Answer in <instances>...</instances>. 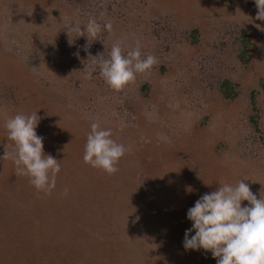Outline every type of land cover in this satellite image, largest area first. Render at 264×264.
I'll list each match as a JSON object with an SVG mask.
<instances>
[{"label": "rangeland", "instance_id": "rangeland-1", "mask_svg": "<svg viewBox=\"0 0 264 264\" xmlns=\"http://www.w3.org/2000/svg\"><path fill=\"white\" fill-rule=\"evenodd\" d=\"M57 1L60 0L46 3L45 0H0V20L3 21L0 25V137L6 136V118L37 112L40 117L37 135L44 136V148L48 139L58 141L50 147L52 156L61 163L51 195L37 194L28 178L25 185L26 196L40 198L52 220H43V224L37 218L23 219L17 229L23 236L26 233L32 237L71 235L79 241L78 246L85 244V240L99 241L102 246L112 244V254L122 260L120 264H216L213 262H217L216 259L203 249L193 250L199 254L196 256L191 250L181 249L178 243L184 238L168 237L166 227L185 233L191 229L188 210L205 193L217 190L222 182L235 185L243 179L259 198L264 184V151L250 148L245 125L247 100L242 98H247L252 89L258 90V103L264 110V31L261 30L264 21L255 19L257 10L250 9L246 0H110L113 2L110 8L102 0H75L79 9L63 3L61 7L56 6ZM120 1L124 2L121 6ZM125 5L129 6L127 10ZM26 7L35 12L51 7L49 12H42L44 18L50 17L51 21L60 16L69 20L72 14L81 25L90 17L101 24L110 21L118 33L117 41L122 40L125 55L139 41L143 56L151 54L157 59L153 68L138 74L135 81H149L152 91L149 102L137 113L132 98L134 88L138 87L134 81L117 92L109 88L98 69L91 79H86L83 70L92 68L88 57V65H84L60 53L62 27L57 28L59 32L42 28L47 40L33 37L37 44L41 43L34 46L33 42L35 51L31 50L34 49L31 41L23 42L21 48L35 55L33 59L26 57L28 63L16 57L18 50L11 53L14 43L5 41L4 34L14 29L10 26H16L12 25L16 20L12 21L11 17L23 14L20 9ZM25 14L21 21L38 29V25L32 26L30 13ZM110 14L113 18L118 14L128 18L116 22L111 17L107 19ZM46 22L42 21V27H46ZM192 30L199 33V42L195 45L187 39ZM111 33L103 35L102 42L106 41L101 43L99 54L111 47L107 40L112 37ZM243 33L252 44L248 69L239 67L235 59V43ZM38 47H45L48 55L40 54ZM159 66L166 68L164 75L160 74ZM224 78L238 83L241 91L238 101L225 104L217 98L214 89ZM129 108L135 115L132 111L129 114ZM126 114L130 115L129 120L125 119ZM92 122L111 129L112 139L127 149L117 167L126 169L128 175L112 181L113 185L119 184L114 190L119 200L112 192L110 198L100 204H105L104 209L109 211L115 204L124 208L125 217L120 218L118 227L116 221L105 224L100 220L104 209L96 199L83 203L76 191L84 172L99 174L98 169L90 165L89 169L80 161ZM134 143L150 148L141 152L136 146L134 152L131 147ZM217 146L220 147L218 155H213ZM174 155H185L186 160L182 162L181 157L176 156L178 161ZM9 162L2 164L3 172ZM177 162L182 165L177 166ZM194 167L201 173L197 174ZM83 181L86 186L90 185L88 178ZM137 187L134 198H128V189ZM65 188L67 195H64ZM84 194L89 196V192ZM242 206H248V202L244 201ZM130 223L132 227L128 226ZM96 224L103 227L95 229ZM160 226L165 227L161 230ZM117 236L122 239V248L116 245ZM133 237L136 239L131 241ZM84 244L88 256L93 254L95 259L100 254V249L91 251V247ZM81 256L79 254L78 259ZM126 256L130 260H126ZM154 257L158 260L152 261ZM79 261L75 264H84L83 260Z\"/></svg>", "mask_w": 264, "mask_h": 264}, {"label": "trees", "instance_id": "trees-1", "mask_svg": "<svg viewBox=\"0 0 264 264\" xmlns=\"http://www.w3.org/2000/svg\"><path fill=\"white\" fill-rule=\"evenodd\" d=\"M46 1L47 0H45L44 3H46ZM102 1H103V4L107 6V8H110L113 4V2L110 0H102ZM62 3L67 6L69 5V7H73V9H79L75 0H60V1H57L55 5L61 7ZM123 3L124 2L120 1V4L118 5L121 6ZM246 3L250 9L257 10L254 0H246ZM128 7L129 6L125 5V10H127ZM34 8H39V7L34 6ZM50 8L51 7H49V9ZM135 8L137 9L138 6L135 5ZM49 9H44L42 12L47 13L50 11ZM84 10L88 11V9H82V11ZM20 12H24V13L21 15L17 13V15L19 16L11 17L12 21L16 20V22H13V23L11 22L12 25L16 24V26L15 25L10 26L11 28L14 27V29H12V31L9 34H4V35L6 36L5 41H13L14 43L15 47H11L12 49L11 53H15V49L18 50L17 51L18 55H16V57L17 56L21 57L22 61L24 62L28 63V59L30 58L33 59L35 55L31 52L28 53L27 52L29 51L28 49L21 48V46L23 45V42L31 41L32 46H33V42H34V46H36L37 41H34L33 37L35 39L37 38L41 39V41H46L47 40L46 34L42 35V31H43L42 28L45 30L52 28L54 31L59 32L60 29L58 30L57 28L62 27L63 36L61 38L62 42L60 43L61 55L64 58H69L72 61L76 60V61L83 62L85 63L84 65H88L86 62V58L88 57V52H90L92 56H97L99 54L98 49H100V47L102 46L101 43L106 41L105 39H103L104 41L102 42V38H104L103 36L104 34L108 33L107 31L102 33L99 40L93 41L92 45L88 48V52H86L84 50V46L88 43L86 37L75 38V34H73L74 42L72 46H69V43H68L69 37L66 34V31L64 30L65 24L63 23L62 16L51 21L50 17L44 18V15L41 11L35 12L33 8L31 7H26V9L21 8ZM25 13H30L28 15L29 20L33 21L32 26L35 27L36 25H38L39 26L38 29H35V28L33 29V27L26 25L25 22L21 21L23 20L24 16H26ZM111 15L112 14H110L107 19H110ZM75 17L76 15L72 14L69 20L64 19V18L63 19L65 22L78 21ZM124 18L127 19L128 17L122 14H118V16L115 18L111 17V19H114L116 22ZM44 19L47 20L46 27H42L41 25L43 24L42 21ZM86 23L87 21H84L81 26L83 27L84 24ZM2 24H3V21L0 20V25ZM31 29L34 31H32ZM82 30L84 29L82 28ZM111 35L112 37L108 39L106 38V39L108 40V44L112 46V44L117 41L118 33L117 31L113 30ZM187 39L191 44H194V45L197 44L199 42L198 31L192 30L189 33V37H187ZM39 44L41 43H38L37 46ZM34 46H33L34 49H31L32 51H35ZM235 46H236L235 59H236L238 66L241 67L242 69H248L251 63V47H252V44L250 42L248 35L245 33L240 34V38H238V40L236 41ZM94 48H96L97 52L95 51ZM108 49L110 50L111 47ZM38 52L40 54L48 55V53L45 50V47L44 48L38 47ZM76 52H79V57L77 56L75 57ZM24 58L26 60H24ZM158 70L160 71L161 75H164L166 68L164 66H159ZM156 78L157 77H154L153 80H156ZM135 81L136 79L134 80V84L135 86H138V87L134 88V93H132L133 94L132 98L134 99V102H135L134 106H136L137 113H138L140 109L144 107L146 103L149 102L150 100L149 98L151 97L152 91H151V84L149 83V81H142V82L138 81L137 83ZM262 88L264 89V86H262ZM214 90H216V94L218 96L217 98L221 100L222 102H224L225 104L236 102L241 98L240 97L241 91H240L238 83L228 78L219 80ZM259 96H260V92L258 90L252 89L247 98L246 97L242 98V100L243 99L247 100V112L248 113H247L245 125H246L247 132H248V139L250 140V148L253 151L257 149L264 151V110L261 108V106H259V103H258ZM26 100L27 99L24 98V102ZM128 110L130 112L129 114H131V111L133 112L131 108H129ZM129 114L125 115L126 116L125 119L129 120L130 118ZM133 115H135L134 112H133ZM1 127L2 126L0 125V128ZM43 137L44 136H42V138ZM53 143L56 144L58 143V141L48 139L46 147L44 148L45 155L52 153L53 149L50 147V145H52ZM6 144H9V145L11 144V141L7 140V135L0 137V157L4 155V152H5L4 146ZM70 146H73V145H70ZM136 146H137V143H134L131 146L133 147L134 152L136 151ZM218 146L213 151V155H218V152L220 150V147ZM146 147L147 148H145V146H143V148L139 147L140 151L142 152L150 148V146H146ZM224 149H227V148L225 147ZM9 151H11V148L9 149ZM148 152H145V153L147 154ZM210 155L213 156L211 152H210ZM176 156L181 157L182 162H184L183 161L184 159L186 160L185 155H174L175 159H177ZM8 161H10L11 163L9 162V165H7L6 172H3L2 164L3 163L5 164V162L7 163ZM80 161L86 167L91 169L88 164L84 163L83 158H80ZM179 164L182 165L181 162H177L176 165L178 166ZM189 166H193V164L189 163ZM194 169H197V168L194 167ZM125 170L126 169L122 167L114 175H108L106 173H103L101 170H99V174H95L91 172H88V173L84 172V174L82 175L83 176L82 179L78 181L77 189H76L77 195H79V199L81 200V202L87 203L86 201L87 199H93V200L96 199L98 201L99 207L101 209H104L103 206L105 204H102V205L100 204L105 203L104 201H106L107 198L108 199L110 198L112 192L115 194L114 196H116V200H119L118 196L114 192V190L118 188L119 184L114 183L113 185L112 181L117 182L118 179H122L123 177L125 178L128 175V173L125 172ZM199 173L201 172L197 169V174ZM72 174L75 175L76 172L74 171ZM7 175L9 176V178L7 177ZM4 177L5 179H3ZM83 178L85 179L88 178V180L90 181L89 186L88 184L87 186L85 185ZM27 182H28L27 177H24V176L17 177L16 176L15 165L13 164L11 160L3 161L2 159H0V264H75L77 260H80L79 261L80 263H81V260H83L84 264H120L122 263L121 262L122 260H120V258L118 259L117 255L112 254L114 253L112 244H107V246L104 245L105 246L104 247L101 245L99 241L93 242L91 240L89 241L85 240L86 241L85 244H88V246L91 247L90 249L91 251L92 249H94V251L97 252V250L100 249L98 252L100 254L94 259L93 254L88 256V251L85 252V249L83 247L84 243L78 246L79 241H77V238L72 237L71 235H68L65 238L52 237V236L42 237L40 235H37V236L34 235L35 237H32L28 233H26L23 236L22 233L19 232V229H17V227L23 223V219L28 220V219L37 218L38 222L39 223L41 222L43 224L45 222H48V218L52 220V216H50V212L46 210V206L44 205V203L41 201L40 198L34 197L35 198L34 199L32 198V196L30 197V195L26 196L25 185L27 184ZM67 187L70 188L71 185ZM138 189H139L138 187L134 188V190L128 189V191L126 192L129 195L128 198L130 199L134 198L135 191ZM84 192H87V193L89 192V196L85 195ZM142 196H145V195L143 194ZM130 208L131 207H128V210H130ZM110 209L112 210V211L110 210L111 213L108 209H104V211L102 212L103 217L100 220H102L105 224L116 221L117 227L118 225L120 226V223H119L120 218L125 217L124 215H122L124 213V210H123L124 208L121 207V205L119 204L118 205L115 204V206L113 207L111 206ZM82 211H84V209H82ZM82 211H81V214L84 215L85 211L84 213ZM34 214H36L38 217H33ZM110 216L112 217L110 218ZM160 216H163V213L160 214ZM156 217L157 216H155L154 219ZM43 220H45V222ZM130 225L132 224L131 223L128 224V226ZM98 227H103V225L96 224L95 229H97ZM164 227L165 226H160L158 228L163 230ZM133 228L135 229L136 227H133ZM166 232L168 233V237H172V239H177L181 237L185 238L184 231H176L174 229L173 231H170V228L166 227ZM29 239H32L30 240V244L28 242ZM135 239L136 237H133L131 241H134ZM137 239L140 240L139 238ZM115 240L117 242L116 245L119 246V248H122V245H123L121 241L122 239H120L119 237V238H115ZM183 242L178 243L179 244L178 246H181V249L182 247L184 249ZM135 243H137V240ZM91 245H93V247ZM111 248L113 251L111 250ZM191 253L194 254L195 256L199 255L196 251H193V250H191ZM79 254L83 256V257L81 256L80 259H78L77 257ZM183 255H185V253H183ZM208 255L212 256L211 252H208ZM125 259L130 260V257L126 256ZM152 259H153L152 261L158 260L157 257H154ZM124 262L126 263V261H123V263ZM213 262L217 264V262L215 261Z\"/></svg>", "mask_w": 264, "mask_h": 264}, {"label": "clouds", "instance_id": "clouds-1", "mask_svg": "<svg viewBox=\"0 0 264 264\" xmlns=\"http://www.w3.org/2000/svg\"><path fill=\"white\" fill-rule=\"evenodd\" d=\"M254 3L257 7L255 19L264 21V0H254ZM62 20L69 46L74 42L73 34L75 38L86 37V52L104 30L109 33L113 30L110 21L101 24L95 17H90L83 27L79 21L65 22L63 17ZM256 27L260 28V25ZM75 55L79 57V52ZM87 62L92 68L83 70L86 79H91L98 69L109 88L119 92L138 74L151 70L157 59L151 54L143 56L139 41L125 55L122 42L118 40L110 50L106 48L105 53L92 56L88 52ZM39 120L37 112L6 118L4 128L11 144L4 146L5 152L0 159L11 160L16 176L27 177L37 194L51 195L56 188L61 163L51 154L45 155L43 138L36 132ZM90 128L84 147V163L108 175L116 174L126 147L112 139V130L102 128L99 122H92ZM219 185L217 190L205 193L188 210L187 218L192 222V228L185 233L184 248L211 252L217 264H264V184L259 198L243 179L235 185L223 182ZM67 194L65 188L64 195ZM244 201L248 206H242Z\"/></svg>", "mask_w": 264, "mask_h": 264}]
</instances>
